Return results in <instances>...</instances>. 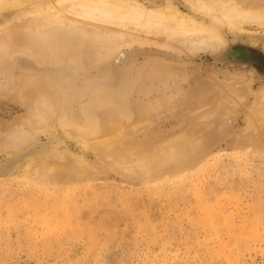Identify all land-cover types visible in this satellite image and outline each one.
<instances>
[{
    "label": "rangeland",
    "instance_id": "1",
    "mask_svg": "<svg viewBox=\"0 0 264 264\" xmlns=\"http://www.w3.org/2000/svg\"><path fill=\"white\" fill-rule=\"evenodd\" d=\"M139 1L151 8L169 1L216 25L226 43L193 50L168 33L112 25L130 39L84 75L74 62L47 64L36 43L18 50L14 60L0 52V167L9 163L0 171V264H264V121L254 107L264 86V20L231 27L196 9L194 0ZM59 2L68 3L36 0L3 9L0 25L23 22L36 6ZM235 2L264 13V0ZM243 48L250 52L248 61L225 57ZM12 61L16 65L8 72ZM48 66L74 76L68 81L73 91L90 90L96 81L105 91L127 92L130 111L122 119L127 129L121 145L134 148L133 161L125 163L130 172L100 141L58 120L53 133L38 130L31 143L10 148L26 133L16 123L32 110V101L16 89L25 84V74ZM141 70L143 81L128 85ZM68 92L69 119L87 124L84 113L96 93ZM116 111L106 104L97 109L100 119L113 115L110 126L119 121ZM198 122L203 125L192 134V145L175 161L136 173L141 152L166 146ZM43 145L46 151L35 153ZM74 157H86L90 179L66 173L64 165Z\"/></svg>",
    "mask_w": 264,
    "mask_h": 264
},
{
    "label": "bare ground",
    "instance_id": "2",
    "mask_svg": "<svg viewBox=\"0 0 264 264\" xmlns=\"http://www.w3.org/2000/svg\"><path fill=\"white\" fill-rule=\"evenodd\" d=\"M64 1H67L68 3L61 5L60 2L62 1H60L59 4L61 6L55 7H53L50 3L38 5L31 12L26 13L32 14V16L27 17L25 21L17 23L14 22V24L7 25V27H1L0 25V52H2V55H8L14 60L15 53H17L18 50L24 47H31L32 44L36 43L40 45L41 48H44L42 49L44 50V53L42 52V60L47 64L52 66H62L69 62H74L76 65H79L82 69H84V71L81 69V71L84 72L82 75H84L87 71H90L93 67L99 65V61L103 60L102 58L105 56L107 58H111L115 51L119 50L121 45L130 39L126 38V35L129 33H125L123 30L120 31V27L123 29V27L130 25L134 26L136 30L145 29L152 33H168L172 38L177 41H181L182 44L192 48L193 50L215 49L226 43V37L223 33L224 31L222 32L216 25L198 21L193 16L180 11L169 1L157 8H151L139 0ZM34 3H36V0H0V11L6 8L18 6L20 4L32 5ZM193 5L196 9H200L210 15H215L217 23H227L231 27L239 22L260 23L264 20L263 12L257 9H246L242 5L235 2V0H194ZM70 15L74 16L73 18L75 19L72 20V18L69 17ZM68 20L69 23H66ZM97 22L101 23V25H98ZM112 25L120 27L116 30V27L113 29L111 28ZM129 32L131 33V31ZM134 34V32L131 33V36L133 35L132 38H135ZM137 36L139 37V35ZM77 38H79V42L74 41ZM81 39L83 41H81ZM72 43L74 46H72ZM98 43H100L99 46ZM102 48H104L105 51H103ZM238 51L240 56L243 58H250L249 51L244 49ZM12 62L13 64L11 63V66L8 65L6 67L8 72L16 65L15 61ZM44 70L40 73L28 72V75L25 74V84H20L21 86H18V89H16L20 96L32 101V110L29 111L24 119L19 120L16 123L17 126L24 128L26 133L21 138L16 137L10 148L18 149L24 144L26 145L31 143L34 139H36L38 130L46 133H53L56 130L55 122L58 120L59 122H63L66 126L74 129L78 135H81L83 138H95L100 141L105 145L108 152L112 153L111 156L117 154V158L121 159L120 161L118 160V163H121L120 166H123V164L125 166L126 161H130L129 159H132L130 155H132L131 152L134 151V148L131 149V147L123 150L121 145L123 134L127 129L126 125L122 122V119L128 117V113L130 111L128 94H126L127 92H115L112 90L105 91L103 88H99L96 81H92L90 83V90L87 88H77L75 89V92L72 88H70V86L68 87V81H72L74 76L62 73L51 66L44 68ZM107 73L110 75L112 71L107 69ZM137 76L138 79L135 82H131L127 79L126 82L128 85L136 86V84L138 85V83L143 81L144 78L142 76V70ZM17 81H19V79ZM68 91L79 95L87 92L96 93V99L92 101L90 110H86L84 113V116L89 118V122L87 124H82L79 121V123H77L69 119L71 108L68 103L65 102L66 95L69 93ZM184 103L188 104L189 101L186 100ZM102 104L116 107L117 111L115 114L118 115V113H120V116L116 118L117 121L119 120L117 124H112L111 126L109 125L110 123H113V120L115 119H112V114L105 120L100 119L97 109L102 106ZM254 107L255 114L257 116H261L260 120L264 121V86L261 88L259 95L256 97ZM94 114L97 115L96 118ZM201 125L203 124L198 122V125L194 128L189 129L186 133L171 139L166 146H155L147 151L141 152L139 154L140 164L139 166L137 165V167L135 165L134 168L136 173L139 170L149 171L156 169L164 166L168 162L175 161L179 156L178 154L180 151L192 145V134L197 131V129L199 130ZM45 148H48V146H39L36 148L38 151H33L35 153H43L46 151ZM143 148H145V146L142 147V150ZM111 156L109 155L106 157L110 158ZM85 158L82 159L74 157L71 161L68 160L70 162L66 161L67 163L64 165V169L67 171L66 173L68 175L70 173V175L74 176V178L77 177L75 178L76 180H80V178L82 180L85 176L89 178L86 174L89 169L91 170V166L84 160ZM111 158L113 159V156ZM115 158L114 160L116 162L117 158ZM137 160L134 161L135 164ZM59 163H61V161ZM118 163L116 165H119ZM128 163L129 162L126 164ZM8 164H3L0 167V171H2L3 168L6 169ZM49 166L45 165L44 168H52L54 170L57 169L55 165L51 167ZM128 166H125L123 170L125 171ZM94 167L96 166L94 165ZM94 167L92 168L94 169ZM128 168L126 171L129 170ZM61 171L63 172V170ZM61 171L60 174L64 175L65 170L63 173H61ZM57 173H59V171ZM138 173H140V171ZM50 174H53V172ZM48 175L49 174L46 176ZM68 175L66 176L65 174V176L69 179L70 176ZM74 178L70 179L73 181Z\"/></svg>",
    "mask_w": 264,
    "mask_h": 264
},
{
    "label": "water",
    "instance_id": "3",
    "mask_svg": "<svg viewBox=\"0 0 264 264\" xmlns=\"http://www.w3.org/2000/svg\"><path fill=\"white\" fill-rule=\"evenodd\" d=\"M243 49H246V48H243ZM243 49H237V50H231V51H228L226 54H225V57L229 58L231 57L232 59H236V60H239V61H248L247 58H243L242 56H240L239 54V51L238 50H243ZM249 49V48H248Z\"/></svg>",
    "mask_w": 264,
    "mask_h": 264
}]
</instances>
